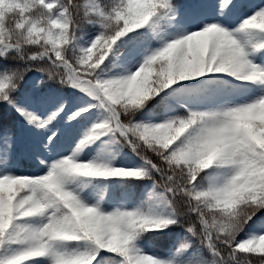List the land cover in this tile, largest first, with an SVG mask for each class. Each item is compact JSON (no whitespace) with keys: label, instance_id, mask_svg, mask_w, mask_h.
Wrapping results in <instances>:
<instances>
[{"label":"snow or ice","instance_id":"6c2138e0","mask_svg":"<svg viewBox=\"0 0 264 264\" xmlns=\"http://www.w3.org/2000/svg\"><path fill=\"white\" fill-rule=\"evenodd\" d=\"M0 264H264V0H0Z\"/></svg>","mask_w":264,"mask_h":264}]
</instances>
